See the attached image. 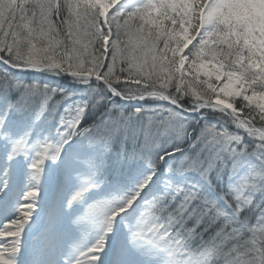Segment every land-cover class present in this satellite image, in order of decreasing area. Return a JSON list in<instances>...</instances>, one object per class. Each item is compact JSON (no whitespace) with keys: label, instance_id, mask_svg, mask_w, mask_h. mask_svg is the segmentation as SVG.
I'll use <instances>...</instances> for the list:
<instances>
[{"label":"snow or ice","instance_id":"6c2138e0","mask_svg":"<svg viewBox=\"0 0 264 264\" xmlns=\"http://www.w3.org/2000/svg\"><path fill=\"white\" fill-rule=\"evenodd\" d=\"M0 264H264V0H0Z\"/></svg>","mask_w":264,"mask_h":264}]
</instances>
